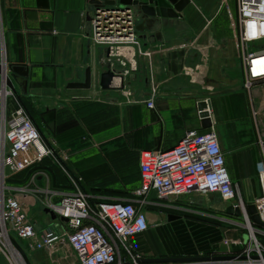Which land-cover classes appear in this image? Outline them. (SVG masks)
Segmentation results:
<instances>
[{"label":"crops","instance_id":"crops-1","mask_svg":"<svg viewBox=\"0 0 264 264\" xmlns=\"http://www.w3.org/2000/svg\"><path fill=\"white\" fill-rule=\"evenodd\" d=\"M90 1L0 0V64L28 69L26 93L8 71L18 95L7 97L5 115L21 106L20 100L33 102L31 120L41 124V137L54 150L31 168L28 213L38 201L58 204L71 193L68 174L81 179L92 203L139 205L140 199L132 195L140 186L139 153L167 151L189 130L201 129L196 105L206 100L216 134L220 126L217 137L226 168L234 174L238 167L243 179L256 185L258 141L264 137V118H260L264 88L253 92L243 88V50L238 27L232 23L237 15L235 0L227 5L218 0V6L213 0H189L177 17H155L152 30H136L133 62L127 56L109 58L105 47L92 44L88 16L94 5ZM134 11L137 27L142 18ZM107 66L121 76L120 89L99 88L98 76ZM87 68L96 79L91 90L68 89L69 83L84 81ZM2 81L0 75L3 91ZM150 97L152 109L145 102ZM212 97L220 99L216 107ZM244 108L253 131L242 126ZM256 109L259 118L253 114ZM42 209V215L51 218ZM200 209L179 204L163 207L150 199L145 207L149 228L131 237L128 246L139 259L220 256L216 245L227 235L226 214L211 216L217 225L186 218L188 213L201 214ZM169 216L178 219L168 220ZM38 222L41 230L45 225ZM46 225L53 230L50 222ZM16 241L24 244L31 264H53L46 251ZM122 260L146 264L134 263L123 254Z\"/></svg>","mask_w":264,"mask_h":264},{"label":"built area","instance_id":"built-area-1","mask_svg":"<svg viewBox=\"0 0 264 264\" xmlns=\"http://www.w3.org/2000/svg\"><path fill=\"white\" fill-rule=\"evenodd\" d=\"M227 5L228 0H220ZM237 15L232 23L238 27L243 50V88L248 92L264 88V0H235ZM89 39L94 46L108 50V57L124 56L119 50L132 52L137 46L135 11L133 7L97 6L89 11ZM118 78V77H117ZM116 79V78H114ZM119 79V78H118ZM0 90V182L18 174L54 154L43 141L37 127L26 110L19 106L6 117V99L13 93L3 78ZM113 86V83H112ZM154 107L153 97L146 101ZM264 105V104H263ZM262 109V108H261ZM264 113V108L262 109ZM254 116L260 113L254 110ZM264 118V117H263ZM257 182L261 186L252 205L264 228V137H260ZM140 186L132 192L139 198V205L130 202L92 203L81 188V179L68 174L73 188L64 194L58 204L46 202L55 220L63 229L53 231L45 225L41 230L37 221L28 213L32 203L12 195L9 188L2 195L0 209V253L8 264H18L13 256L9 237L26 242L31 250L46 251L53 264H123L122 254L132 262L140 257L128 246L131 237L148 230L146 205L151 199L173 203L190 196L218 195L227 207L238 209L240 216L225 212L223 223L227 235L217 243V257L183 264H264V239L256 235L264 232L251 226L247 205L236 194L225 164V157L213 127L192 129L167 151L144 150L139 153ZM244 225L230 229L236 219ZM64 219L65 221H62ZM53 221V220H52ZM229 233L233 236L229 237ZM9 248V249H8ZM5 249V251H4ZM11 250V251H10Z\"/></svg>","mask_w":264,"mask_h":264},{"label":"water","instance_id":"water-1","mask_svg":"<svg viewBox=\"0 0 264 264\" xmlns=\"http://www.w3.org/2000/svg\"><path fill=\"white\" fill-rule=\"evenodd\" d=\"M101 0H91L90 3L93 4L95 7L105 5V6H112L118 3L120 7H133L136 8L138 14L141 15L142 22L140 25L136 27L138 32H143L144 30H152L156 18L155 17H177V13L182 11L188 4L189 0H102L103 3L101 4ZM93 9L92 6L89 7ZM108 54V50H107ZM8 71L12 74L13 78L18 81L21 86V89L24 93H26L27 87V76H28V69L22 65H10L7 67H3L0 64V75L4 78L5 84L7 88L11 90V92L17 96V92L14 88V84L12 82L11 77L8 75ZM119 78L120 85L116 89H120L122 87V78L118 76L114 72L110 70V66L106 67V71L102 72L98 76V86L102 91H110L113 89L112 83L114 78ZM96 79L93 77L91 68H87L85 70V77L83 82H73L67 85L68 89L71 90H91L93 86V82ZM19 99V97H18ZM21 103V101H20ZM21 106L23 107L22 103ZM24 108V107H23ZM198 117L200 121L201 129H208L212 127V121L210 118L209 110H210V102L206 101H199L196 105ZM25 109V108H24ZM253 194H255V185L254 181H251ZM45 212L51 216L52 219H55V215L49 210L45 209ZM226 213L235 214L236 216H240V212L238 209L233 210L232 207H227L225 209ZM247 212L250 216V220L253 223L262 225L261 221L256 214V210L254 205L249 204L247 205ZM178 219L175 216H169L168 220ZM62 220V219H61ZM62 221H65L64 219ZM9 242L12 247L17 250L18 254L21 256L24 264H31L26 253L18 244V242L9 237ZM231 257H213L212 259H228ZM211 259L210 257H159V258H144L139 259L136 262H142L146 264H183L192 261H199V260H207Z\"/></svg>","mask_w":264,"mask_h":264},{"label":"rangeland","instance_id":"rangeland-1","mask_svg":"<svg viewBox=\"0 0 264 264\" xmlns=\"http://www.w3.org/2000/svg\"><path fill=\"white\" fill-rule=\"evenodd\" d=\"M220 2L218 0H213V4H219ZM116 4H118L116 2ZM199 4V3H198ZM183 32H185L186 35V30L184 29ZM116 96H118L117 98L122 100L123 96L121 95L122 93L117 92L114 93ZM125 95V92L123 93ZM244 97V96H243ZM244 99V98H243ZM219 98L218 97H212V104L214 107H216V105H219ZM26 107L28 108L29 112H32V106L31 105H35L33 102L32 104L30 102H26ZM264 104V103H263ZM247 108V107H246ZM264 108V105H262V109ZM261 109V108H260ZM261 109V116L260 118L263 119L264 117V113ZM244 118L242 120V126L248 130H252L253 131V123L252 120L249 119V113L247 112V110L244 108ZM35 113H37L36 110H34ZM38 123H39V118H36ZM40 127L41 124L39 125ZM250 131V134L251 132ZM216 132L219 135H221V131H220V126H216ZM228 167V166H227ZM32 167H29L27 169H25L24 171L19 172L16 175H13L11 177L6 178L5 182L2 183L0 182V209L2 206V195L3 193L6 191V188H9L12 195H15L18 199H20L21 201L23 199L25 200H29L32 203V196H31V191H30V184H31V180H32V174L33 173V169H31ZM229 169V168H228ZM227 169V170H228ZM237 171L232 174L230 172V170H228L229 176L232 180V182L235 184V189H236V194L239 193L240 196L242 197V199L244 200L246 205L252 204L253 199H254V194H253V188H252V184L251 182L247 181L246 179H243L244 173L243 171H240L238 167H236ZM34 177V176H33ZM18 186V187H16ZM6 187V188H4ZM261 192V186L258 182H256L255 185V194L259 195ZM151 199L156 202V205L159 206H168L169 205H184V206H188L190 207L191 205L193 206H199V208H201L199 211L201 212V214H187L186 218H191L195 221L198 222H205V223H210V224H215L217 225L218 223H216V221H213V219H211V216H215L218 214H223V207H224V202L221 200V198L218 195H207V196H198V195H190V196H185L179 199L174 200L175 202L173 203H168V202H162V201H158L155 199V197L153 196V193H150ZM28 201V202H29ZM45 204H42L38 201V205L36 204V206L31 209L29 211L30 215L34 217V219L38 222V215L41 216V219L39 220V224L41 225H46L49 224V222L51 223V228L54 231H59V221L58 220H51V218L47 215V217L45 218L42 214H43V209L42 207H44ZM187 208V207H185ZM172 213V212H169ZM187 213V212H186ZM43 217V218H42ZM236 224L232 223V226H229L230 229L233 231V229H237L236 227H238L239 229V234H243L245 233L244 230H241V228H243L242 226L244 225V222L242 221V219H236ZM252 222V221H251ZM251 226L254 229H258L262 232H264V228L256 223H251ZM233 236V234H232ZM259 239H264V237L260 234V235H256ZM7 241H9V239H6ZM20 245L22 246V249H24L25 251V246L23 243L20 242ZM9 249V248H8ZM13 256L16 258V261L18 264H24L21 256L18 254L17 250H15V248L13 247ZM5 251V249H4ZM11 251V250H10ZM27 253V251H25ZM208 253V251L205 252V254ZM177 257V256H174ZM0 264H8L6 258L0 253Z\"/></svg>","mask_w":264,"mask_h":264},{"label":"bare ground","instance_id":"bare-ground-1","mask_svg":"<svg viewBox=\"0 0 264 264\" xmlns=\"http://www.w3.org/2000/svg\"><path fill=\"white\" fill-rule=\"evenodd\" d=\"M119 54H123V55L129 57L130 61L133 62V59H132V52H128V53H127V52L124 51V50H119ZM119 85H120V81H119V79H118V78L114 79V81H113V86L117 88V87H119Z\"/></svg>","mask_w":264,"mask_h":264},{"label":"trees","instance_id":"trees-1","mask_svg":"<svg viewBox=\"0 0 264 264\" xmlns=\"http://www.w3.org/2000/svg\"><path fill=\"white\" fill-rule=\"evenodd\" d=\"M20 101H21L23 107L25 108L27 114L29 115V117H30V119H31V112H29L28 108L26 107V104H25L22 100H20ZM34 125L37 127V129H38V131H39V133H40V135H41V132H40V130H39V126L36 125L35 123H34ZM44 160H45V159H44ZM42 161H43V160H42ZM42 161H41V162H42Z\"/></svg>","mask_w":264,"mask_h":264}]
</instances>
